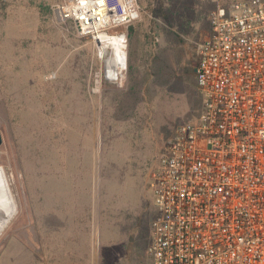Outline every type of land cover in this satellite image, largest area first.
<instances>
[{"label": "rangeland", "instance_id": "rangeland-1", "mask_svg": "<svg viewBox=\"0 0 264 264\" xmlns=\"http://www.w3.org/2000/svg\"><path fill=\"white\" fill-rule=\"evenodd\" d=\"M62 1L0 0V165L16 209L0 232V264H32L35 209L46 216L49 196L87 178L93 162L109 217L94 264H151L152 173L176 128L200 111L193 69L210 15L236 0H137L116 73L100 71L90 36L57 20Z\"/></svg>", "mask_w": 264, "mask_h": 264}, {"label": "built area", "instance_id": "built-area-1", "mask_svg": "<svg viewBox=\"0 0 264 264\" xmlns=\"http://www.w3.org/2000/svg\"><path fill=\"white\" fill-rule=\"evenodd\" d=\"M79 35L124 33L137 0H63ZM195 120L168 139L150 182L151 264H264V0L218 5L196 44Z\"/></svg>", "mask_w": 264, "mask_h": 264}, {"label": "crops", "instance_id": "crops-1", "mask_svg": "<svg viewBox=\"0 0 264 264\" xmlns=\"http://www.w3.org/2000/svg\"><path fill=\"white\" fill-rule=\"evenodd\" d=\"M134 64V60L127 57L126 73ZM136 168L137 164L131 169ZM86 175L85 179L66 183L64 193L55 195L54 200L49 196L46 216L38 212L36 217L35 209L32 264H94L97 235L104 227L105 217H109L105 216L104 195L98 193V168L94 162L88 164ZM107 201L113 202V197H108Z\"/></svg>", "mask_w": 264, "mask_h": 264}, {"label": "bare ground", "instance_id": "bare-ground-1", "mask_svg": "<svg viewBox=\"0 0 264 264\" xmlns=\"http://www.w3.org/2000/svg\"><path fill=\"white\" fill-rule=\"evenodd\" d=\"M96 40L98 42L96 43V45L97 47H99V49L102 52L100 58L103 61V67L100 71H104L105 73L117 72L119 63H120V56L123 52L124 44H125L123 35L121 33L115 34V33L105 32V33H101L100 35H98ZM100 71H98L95 76L96 81H95V87L93 88L94 91H96L99 88L100 76L102 73ZM118 76H119V73H118ZM118 76L114 79L113 78L110 79L106 75L104 77L108 78L109 80H116L118 79ZM2 184L4 185L3 178L1 175V171H0V201H1L0 204H2V206H6L11 211L13 208H15L12 195H11V198H12V201H11L6 191L4 190L5 187L3 188ZM3 221H4V217L0 216V227L3 224Z\"/></svg>", "mask_w": 264, "mask_h": 264}, {"label": "water", "instance_id": "water-1", "mask_svg": "<svg viewBox=\"0 0 264 264\" xmlns=\"http://www.w3.org/2000/svg\"><path fill=\"white\" fill-rule=\"evenodd\" d=\"M121 30V29H120ZM95 43H98L97 40L95 39L94 40ZM105 79L109 80L108 78L104 77ZM2 142V134L0 132V144ZM0 171H1V175H2V178H3V183L4 185L2 184L3 188L5 187V191L8 195V197L10 198V200L12 201V198H11V193H10V190H9V186H8V182H7V178H6V175H5V172H4V169L3 167L0 165ZM4 193V192H3ZM15 211V208H13L11 211L10 209H8L6 206H2L0 205V216L4 217V221H3V224L1 225L0 227V232L3 230V228L6 226V224L9 222V220L11 219V216L12 214L14 213Z\"/></svg>", "mask_w": 264, "mask_h": 264}]
</instances>
